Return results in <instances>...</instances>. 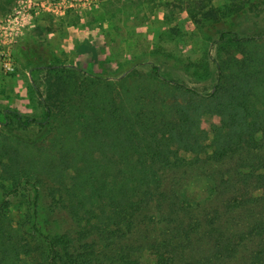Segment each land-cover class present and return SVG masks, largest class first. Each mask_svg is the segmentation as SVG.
Masks as SVG:
<instances>
[{"label":"trees","instance_id":"trees-1","mask_svg":"<svg viewBox=\"0 0 264 264\" xmlns=\"http://www.w3.org/2000/svg\"><path fill=\"white\" fill-rule=\"evenodd\" d=\"M18 1L0 0V12ZM225 1L174 6L200 29L264 16V0ZM221 41L236 49L223 47L213 73L201 65L217 76L211 92L164 78L160 65L138 86L141 61L117 78L45 69V93L37 89L44 118L10 114L27 129L56 128L60 152L65 139L75 140L65 159L75 172L69 185L51 188L43 162L13 145L3 151L0 168L14 192L33 190L48 206L17 221L9 200L0 205V264H29L25 256L30 264H142L145 250L156 264H264V33L222 32ZM205 115L219 124L205 130ZM194 170L204 173L209 195L197 205L185 191ZM152 221L164 222L161 239L140 241L139 229Z\"/></svg>","mask_w":264,"mask_h":264},{"label":"rangeland","instance_id":"rangeland-1","mask_svg":"<svg viewBox=\"0 0 264 264\" xmlns=\"http://www.w3.org/2000/svg\"><path fill=\"white\" fill-rule=\"evenodd\" d=\"M221 1L226 2L214 0L216 4ZM31 2L37 6H30ZM43 2L46 7L50 2L58 3L64 14L46 11L39 5ZM174 4L175 0H19L9 13L0 12V25L7 32L0 41L6 44H1L0 52L9 50L16 66L15 72L7 73L0 63V155L11 145L20 147L34 164L43 162L52 169V176H43L48 187L58 188L61 182L70 184L75 171L70 159H65L71 157L76 141L65 139L66 150L60 152V143L52 138L56 128L27 129L10 114L13 111L25 118H44L45 108L37 89L45 93V69L51 65L82 67L91 74L117 78L141 61L147 66L137 73L138 86L149 80L155 65H160L164 78L211 92L217 76L203 74L201 65L209 62L213 73L214 59L223 47L236 49L221 41L222 32L264 33V16L236 17L232 23L212 22L200 29ZM219 122L218 117L205 115L202 126L209 131ZM57 166H61L59 172ZM203 174L192 171L191 182L185 188L189 201L195 205L204 203L209 196ZM14 191L0 168V205L5 200L11 202V207L5 209L14 220L24 221L41 205L48 206L47 198L46 202H36L33 190ZM155 223L139 229L140 241L161 239L165 224ZM30 230L35 231L32 226ZM123 255L129 257L131 252ZM139 259L142 264L157 263L147 250ZM24 260L31 263L28 256Z\"/></svg>","mask_w":264,"mask_h":264},{"label":"built area","instance_id":"built-area-1","mask_svg":"<svg viewBox=\"0 0 264 264\" xmlns=\"http://www.w3.org/2000/svg\"><path fill=\"white\" fill-rule=\"evenodd\" d=\"M29 1H31V0H29ZM31 4H33V2H31ZM45 4H47V3L43 2L39 5H41L44 9H46V11L53 13L55 15L64 14V11L62 10V8L59 7L58 3L50 2V3H48V7H46ZM30 6H37V5L33 4ZM6 33L7 32L5 31V27L3 25H0V41L4 38ZM1 44H5V42H3V43L0 42V46H2ZM0 63L2 64L4 70L7 73L15 72V70H16L15 61H14L13 56L9 50L0 52Z\"/></svg>","mask_w":264,"mask_h":264}]
</instances>
